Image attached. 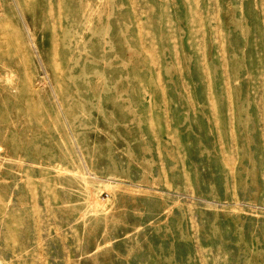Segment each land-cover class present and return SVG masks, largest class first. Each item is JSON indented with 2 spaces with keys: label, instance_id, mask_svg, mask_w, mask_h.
Wrapping results in <instances>:
<instances>
[{
  "label": "rangeland",
  "instance_id": "1",
  "mask_svg": "<svg viewBox=\"0 0 264 264\" xmlns=\"http://www.w3.org/2000/svg\"><path fill=\"white\" fill-rule=\"evenodd\" d=\"M0 264H264V0H0Z\"/></svg>",
  "mask_w": 264,
  "mask_h": 264
},
{
  "label": "bare ground",
  "instance_id": "2",
  "mask_svg": "<svg viewBox=\"0 0 264 264\" xmlns=\"http://www.w3.org/2000/svg\"><path fill=\"white\" fill-rule=\"evenodd\" d=\"M66 173V172H65Z\"/></svg>",
  "mask_w": 264,
  "mask_h": 264
}]
</instances>
